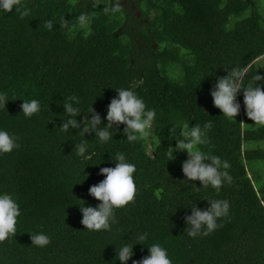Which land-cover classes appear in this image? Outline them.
Wrapping results in <instances>:
<instances>
[{
    "label": "trees",
    "instance_id": "obj_1",
    "mask_svg": "<svg viewBox=\"0 0 264 264\" xmlns=\"http://www.w3.org/2000/svg\"><path fill=\"white\" fill-rule=\"evenodd\" d=\"M20 6L30 10L24 19L14 9L0 12V91L10 99L0 109V128L19 144L0 154V191L13 195L21 213L15 237L0 242V264H120L121 240L136 243L145 232L126 264L148 255L153 243L167 249L172 264H264V173L248 165L264 164V148L248 146L264 140V127L247 128L241 113L235 121L224 117L209 95L226 68L264 75V65H255L264 56V0H20ZM46 19L54 22L51 31ZM117 88H132L156 111L148 136L129 142L120 125L112 141L100 144L94 133L83 138L78 129H59L62 102L71 95L106 123ZM31 99L40 111L26 118L21 100ZM177 119L211 123L202 150L230 163L231 184L216 192L190 186L199 181L183 183L186 153L168 161ZM84 139L95 153L87 161L74 147ZM116 152L136 165L135 198L116 209L111 231L85 230L77 205L99 203L88 188L104 179L100 168L115 166ZM203 199L227 200L229 215L210 235L191 238L184 207L193 200L203 209ZM39 232L50 237L48 246L31 245L30 235Z\"/></svg>",
    "mask_w": 264,
    "mask_h": 264
},
{
    "label": "clouds",
    "instance_id": "obj_2",
    "mask_svg": "<svg viewBox=\"0 0 264 264\" xmlns=\"http://www.w3.org/2000/svg\"><path fill=\"white\" fill-rule=\"evenodd\" d=\"M13 9L24 19L30 14L27 8H21L20 0H0V12L9 13ZM80 21L84 22L86 17L81 15ZM67 23V22H65ZM45 27L51 31L54 27L52 19H46ZM249 67L226 68V75L219 76L209 88V95L212 104L219 109L222 115L235 121L243 105L246 117L253 121V126L264 127V75L254 74L249 77ZM259 82V83H257ZM116 95L110 100L106 108V116L102 122L99 113H96L92 106L87 111L79 107L80 100L77 96L71 95L62 102L64 119L59 129L69 133V129H78L80 136L84 138L86 133H94V139L100 144H106L113 140L114 134L123 125L122 134L129 142H135L150 134L156 118V111L147 108L144 100L132 88H117ZM242 96L241 101L238 97ZM10 99L6 92L0 91V109L6 110V104ZM21 112L26 118H31L39 113L40 102L37 99L21 100ZM92 105V104H91ZM84 113L81 122L76 117ZM91 114V118H88ZM211 123L201 127L199 124L190 126V123L183 119H177L171 126V140L175 141V147L168 148V161L174 159V152H184L187 158L182 162L181 170L186 178L183 183L189 185V181H199L200 186L195 184L197 191L200 189L212 188L219 192L225 184L232 183V176L229 169L230 163L218 155L202 150V146L208 144L207 131ZM177 130L178 133H177ZM18 137L0 128V154L11 153L19 148ZM76 154L82 161L91 160L95 153H88V141L74 146ZM111 160L114 167H102L99 175L103 180L88 188V194L99 203L96 206H84V201L79 206L82 214L80 223L85 230L100 232L111 231L112 225L117 223L116 209L122 208L132 202L136 195V184L134 173L136 165L129 161L123 152H116ZM84 169V168H83ZM82 169V172H83ZM82 182V181H81ZM80 183V182H79ZM207 201V207H197L193 200L189 206L190 214L184 216L187 235L191 238L208 236L222 225L218 223L221 218L229 215L230 204L224 199H203ZM75 205V204H74ZM183 207V206H182ZM20 206L17 200L8 192L0 191V242L15 237L17 233V218L20 216ZM31 245L46 247L50 243V237L44 233L30 235ZM148 238V233H138L136 243L122 241L115 256L120 264H126L133 255V246L142 244ZM143 245V244H142ZM148 255L140 260H132V264H172L168 251L159 243H153L147 247Z\"/></svg>",
    "mask_w": 264,
    "mask_h": 264
},
{
    "label": "rangeland",
    "instance_id": "obj_3",
    "mask_svg": "<svg viewBox=\"0 0 264 264\" xmlns=\"http://www.w3.org/2000/svg\"><path fill=\"white\" fill-rule=\"evenodd\" d=\"M255 65L256 66H262L264 65V56L260 59H258L256 62H255ZM241 118H242V121L244 122L245 126L247 128H250V129H258L259 127H256V126H253L254 122L249 120L244 111H241ZM248 146L249 148H255V147H260V148H264V140L263 141H259V142H250L248 143ZM248 165L252 168V172L256 173L257 176H258V173H262L261 175L263 176V173H264V164L262 162V160H249L248 161ZM255 165H258V167H256Z\"/></svg>",
    "mask_w": 264,
    "mask_h": 264
}]
</instances>
